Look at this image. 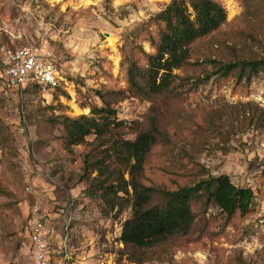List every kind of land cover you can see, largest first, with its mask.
Returning a JSON list of instances; mask_svg holds the SVG:
<instances>
[{
  "label": "rangeland",
  "instance_id": "374dc122",
  "mask_svg": "<svg viewBox=\"0 0 264 264\" xmlns=\"http://www.w3.org/2000/svg\"><path fill=\"white\" fill-rule=\"evenodd\" d=\"M171 1L0 0V48L39 46L62 77L55 92L0 87V264H34L27 241L39 216L52 254L68 235L70 264H264V123L250 119L251 109L264 110V71L239 80L236 72L220 77L202 63L205 57L264 58V0H218L226 22L173 70L181 78L178 95L162 124L171 142L164 138L153 147L140 180L173 190L200 173L227 174L254 190L250 214L227 220L211 206L198 215L190 237L157 247L148 259L120 241L133 215L132 188L109 195L120 203L112 208L90 194L89 146L65 147L64 116L90 115L91 107L107 103L126 124L116 137H136L157 103L131 91L128 68L145 66L146 54L155 51L151 40L163 30L157 17Z\"/></svg>",
  "mask_w": 264,
  "mask_h": 264
},
{
  "label": "trees",
  "instance_id": "16d2710c",
  "mask_svg": "<svg viewBox=\"0 0 264 264\" xmlns=\"http://www.w3.org/2000/svg\"><path fill=\"white\" fill-rule=\"evenodd\" d=\"M157 18L163 23V30L157 42L151 40L155 51L146 54L145 66L133 62L128 68L131 91L157 103L146 121L135 130L136 137L133 140L122 137L126 124L118 120L116 110L108 103L91 107L90 115L64 116L62 120L66 148L89 146L87 164L91 163L92 168L86 183L91 195L97 193L114 208L120 203L108 196L117 198L119 193H130L129 187L132 188L133 215L123 223L120 241L142 250L143 254H148V259L157 247L190 237L198 215L205 214L211 206L218 207L227 220H231L236 215L250 214L256 197L251 187L236 185L227 174L200 173L197 180L173 190L141 183L144 165L153 147L164 138L171 142V138L163 134L162 124L178 95V79L181 78L173 70L189 62L196 42L218 30L226 22L227 12L218 0H172ZM202 63L212 64L214 75L220 77L236 72L239 80L249 81L264 71V58L250 55L228 62L205 57ZM210 77L211 74L205 78ZM57 89L59 87L53 92ZM99 97L103 102L106 99L104 93ZM250 119L251 125H263L264 110L251 109ZM119 131L122 136L116 137ZM90 135L95 137L93 142L86 141ZM123 170L128 173V180ZM94 172L96 176H92Z\"/></svg>",
  "mask_w": 264,
  "mask_h": 264
},
{
  "label": "built area",
  "instance_id": "2783aa9c",
  "mask_svg": "<svg viewBox=\"0 0 264 264\" xmlns=\"http://www.w3.org/2000/svg\"><path fill=\"white\" fill-rule=\"evenodd\" d=\"M60 72L49 59V54L39 46L22 45L14 48L3 45L0 48V87L14 89L37 84L40 88L54 90L61 85ZM39 216L30 222L28 249L34 264H70L71 256L66 245L52 254L49 250L51 237Z\"/></svg>",
  "mask_w": 264,
  "mask_h": 264
}]
</instances>
